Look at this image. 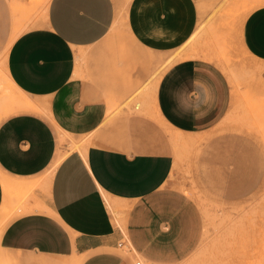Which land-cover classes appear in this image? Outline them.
<instances>
[{
  "label": "crops",
  "instance_id": "crops-1",
  "mask_svg": "<svg viewBox=\"0 0 264 264\" xmlns=\"http://www.w3.org/2000/svg\"><path fill=\"white\" fill-rule=\"evenodd\" d=\"M220 1L49 0L37 25L15 37L5 73L26 107L0 121V210L20 203L0 230L1 264H177L192 253L202 218L171 181L164 133L110 106L141 80V49L184 45L200 6ZM229 5L240 9L229 20L240 22L239 44L264 83V0ZM119 17L128 40L106 46ZM30 97L38 109L23 102ZM152 105L175 132L211 133L230 110V83L212 61L178 59L155 84ZM62 141L72 148L60 156ZM28 192L22 202L14 196Z\"/></svg>",
  "mask_w": 264,
  "mask_h": 264
},
{
  "label": "rangeland",
  "instance_id": "rangeland-1",
  "mask_svg": "<svg viewBox=\"0 0 264 264\" xmlns=\"http://www.w3.org/2000/svg\"><path fill=\"white\" fill-rule=\"evenodd\" d=\"M48 2L0 0V121L13 113L6 114L14 108L26 107L21 105V94L7 80L8 49L18 34L37 25ZM199 10L196 33L184 45L169 52L141 49V80L132 92L110 108L114 111L126 108L159 125L174 159L171 181L198 206L203 227L200 242L177 264H264V83L257 64L239 44L240 22L229 20L239 16L238 6L221 0L218 4H202ZM126 35L124 19L119 17L104 44L115 46L119 36L128 40ZM190 56L214 62L230 83V110L211 133L175 132L162 124L153 111V86L163 71L172 62ZM135 102L140 103L139 107ZM36 106L38 109L40 104ZM17 111L22 110L14 112ZM71 148L62 141L60 156ZM54 165L46 170V178ZM34 186L37 187V181ZM30 193L14 196L20 202ZM17 206L8 209L1 226Z\"/></svg>",
  "mask_w": 264,
  "mask_h": 264
},
{
  "label": "bare ground",
  "instance_id": "bare-ground-1",
  "mask_svg": "<svg viewBox=\"0 0 264 264\" xmlns=\"http://www.w3.org/2000/svg\"><path fill=\"white\" fill-rule=\"evenodd\" d=\"M212 12H213V11H212ZM202 17H203V16H202ZM202 24H203V22H202ZM200 28H201V27H200ZM195 33H196V32H195ZM195 33H194V34H195ZM200 33H201V32H200ZM194 34H193V35H194ZM199 35H200V34L198 33L197 36H199ZM197 36H196V37H197ZM194 39H195V38H194ZM207 46H208V45H207ZM4 55H5V54H4ZM2 56H3V55H2ZM3 57H4V56H3ZM162 65H163V64H162ZM153 76H154V75H153ZM151 77H152V76H151ZM7 79H8V81H10V77H9L8 75H7ZM148 84H149V83H148ZM150 84H151V83H150ZM150 84H149V85H150ZM149 85H148V86H149ZM144 86H145V85H144ZM151 86H152V85H151ZM153 87L155 88V85H154ZM154 88H153V90H154ZM141 89H142V88H141ZM144 89H145V88H144ZM142 90H143V89H142ZM140 91H141V90H140ZM148 92H149V91H148ZM139 93H141V92H139ZM139 93H138V94H139ZM144 93H146V92H144ZM144 93H143V94H144ZM146 94H147V93H146ZM144 95H145V94H144ZM152 97H153V96H152ZM110 98H111V97H110ZM150 98H151V97H150ZM108 99H109V98H108ZM129 99H130V98H129ZM153 99H154V98H153ZM148 100H149V98H148ZM150 100H151V99H150ZM108 101H111V99L108 100ZM126 101H127V100H126ZM130 101H132V100H130ZM138 102H139V101H138ZM144 102H145V101H144ZM146 102H147V101H146ZM25 103H26L27 106L30 107V108H35V107H36V105H35V103H34V100H31V99H30V100L26 101ZM109 103H110V102H109ZM126 103H127V102H126ZM135 103H136V102H135ZM151 103H152V102H151ZM151 103H150V104H151ZM128 104H129V103H128ZM139 104H140V103H136L135 106H136V107H139ZM144 104H145V103H144ZM108 105H109V104H108ZM111 105H113V101H112V104H111ZM148 105H149V104H148ZM109 106H110V105H109ZM142 106H146V105H142ZM142 106H141V107H142ZM128 108H129V107H128ZM110 109H112V108H110ZM110 109H109V110H110ZM144 109H145V108H144ZM115 111H116V110H115ZM143 111H144V110H143ZM108 112H109V111H108ZM145 114H146V113H145ZM149 114H150V113H149ZM246 130H247V129H246ZM261 133H263V132H261ZM190 139H192V138H190ZM198 139H199V138H198ZM181 141H182V140H181ZM190 142H191V140H190ZM197 142H198V141H197ZM179 143H180V142H179ZM194 148H195V147H194ZM174 153H175V152H174ZM178 157H179V156H178ZM193 184H194V183H193ZM4 187H5L6 191H7L9 185H8V183H7L6 181H4ZM17 190H18V189H17ZM18 192H20V191H18ZM5 194H6V193H5ZM107 199H108V198H107ZM107 201L109 202V204H111L109 200H107ZM19 204H20V203H19ZM19 204H18V206H19ZM13 206H14V205H13ZM13 206H12L11 208H13ZM11 208H10V209H11ZM125 208H126V207H125ZM8 209H9V208L6 207L5 205L2 206V209L0 210V221H1L2 218H4V217L7 215L8 211H10V210H8ZM18 210H19V209H18ZM0 226H1V224H0ZM2 226H3V225H2ZM2 226L0 227V230H1ZM1 263H2V262H1ZM1 263H0V264H1ZM3 263H4V262H3Z\"/></svg>",
  "mask_w": 264,
  "mask_h": 264
},
{
  "label": "built area",
  "instance_id": "built-area-1",
  "mask_svg": "<svg viewBox=\"0 0 264 264\" xmlns=\"http://www.w3.org/2000/svg\"><path fill=\"white\" fill-rule=\"evenodd\" d=\"M120 245V244H119ZM134 264H144L143 261L139 260V259H136Z\"/></svg>",
  "mask_w": 264,
  "mask_h": 264
}]
</instances>
